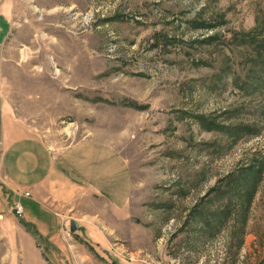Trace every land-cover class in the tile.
<instances>
[{"label":"rangeland","instance_id":"obj_1","mask_svg":"<svg viewBox=\"0 0 264 264\" xmlns=\"http://www.w3.org/2000/svg\"><path fill=\"white\" fill-rule=\"evenodd\" d=\"M3 112L117 148L132 198L107 244L67 221L25 250L1 189L0 264H264V0H0Z\"/></svg>","mask_w":264,"mask_h":264},{"label":"crops","instance_id":"obj_2","mask_svg":"<svg viewBox=\"0 0 264 264\" xmlns=\"http://www.w3.org/2000/svg\"><path fill=\"white\" fill-rule=\"evenodd\" d=\"M1 189L12 203L21 204L25 197L32 201L34 208L26 217L21 204L23 213L18 217L23 222L14 224L11 233L25 250L27 246L32 249L38 238L52 242L71 219L77 221L84 236L104 244L109 238L106 233L112 237L113 233L130 230L132 175L129 161L120 150L90 138L61 150L51 149L24 120L6 112L0 116ZM254 192L247 196L249 202ZM12 218L5 217L0 224L9 226Z\"/></svg>","mask_w":264,"mask_h":264},{"label":"built area","instance_id":"obj_3","mask_svg":"<svg viewBox=\"0 0 264 264\" xmlns=\"http://www.w3.org/2000/svg\"><path fill=\"white\" fill-rule=\"evenodd\" d=\"M26 195H29V193L25 192ZM11 209L13 210V212L17 215V216H21L23 213V208L21 206L20 203L18 202H14L12 203Z\"/></svg>","mask_w":264,"mask_h":264},{"label":"water","instance_id":"obj_4","mask_svg":"<svg viewBox=\"0 0 264 264\" xmlns=\"http://www.w3.org/2000/svg\"><path fill=\"white\" fill-rule=\"evenodd\" d=\"M69 230H70V233L71 232H75L76 230H78V223H77V221H74L73 219H71L70 226H69Z\"/></svg>","mask_w":264,"mask_h":264},{"label":"trees","instance_id":"obj_5","mask_svg":"<svg viewBox=\"0 0 264 264\" xmlns=\"http://www.w3.org/2000/svg\"><path fill=\"white\" fill-rule=\"evenodd\" d=\"M245 37H247L248 41L253 43L254 45H258L261 42V40L257 41V37L256 36L250 37L249 33L245 34Z\"/></svg>","mask_w":264,"mask_h":264}]
</instances>
